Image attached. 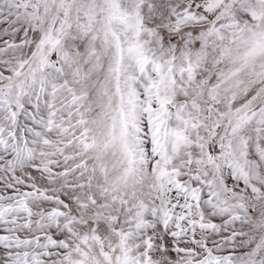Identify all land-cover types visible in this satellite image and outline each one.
<instances>
[{"label":"snow or ice","instance_id":"obj_1","mask_svg":"<svg viewBox=\"0 0 264 264\" xmlns=\"http://www.w3.org/2000/svg\"><path fill=\"white\" fill-rule=\"evenodd\" d=\"M0 264H264V0H0Z\"/></svg>","mask_w":264,"mask_h":264}]
</instances>
